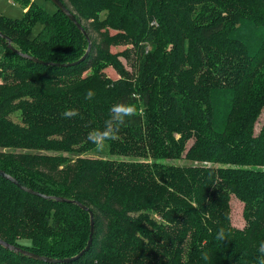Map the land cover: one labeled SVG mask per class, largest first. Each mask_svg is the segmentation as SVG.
<instances>
[{
    "label": "trees",
    "instance_id": "obj_1",
    "mask_svg": "<svg viewBox=\"0 0 264 264\" xmlns=\"http://www.w3.org/2000/svg\"><path fill=\"white\" fill-rule=\"evenodd\" d=\"M19 1L20 18L0 16L12 46L0 39V150L33 153L0 151V170L48 198L0 176V238L61 262L0 245V264H259L264 0H60L96 33L90 42L57 8ZM122 43L133 53L109 51ZM88 45L82 61L56 66L77 62ZM109 65L118 78L105 74ZM120 101L136 103L138 115L98 149L87 133ZM69 108L79 115L65 119ZM231 195L243 205L242 229L231 225ZM58 196L94 217L89 250L68 262L85 248L90 217ZM221 227L224 241L215 238Z\"/></svg>",
    "mask_w": 264,
    "mask_h": 264
},
{
    "label": "rangeland",
    "instance_id": "obj_2",
    "mask_svg": "<svg viewBox=\"0 0 264 264\" xmlns=\"http://www.w3.org/2000/svg\"><path fill=\"white\" fill-rule=\"evenodd\" d=\"M30 2H34L35 4L39 5L41 8H43L45 11H48L49 13H52L56 10V7L54 6V4L50 1V0H29ZM22 4L20 3L19 0H0V16L3 15L4 17L10 18V19H16V18H20L23 14L24 8H22ZM41 28L40 24H36L30 34V38H32V36H34V34H36V32H38V30ZM109 32L112 34L114 33L113 30H109ZM87 36H89V40L91 37V40L94 38H97L98 36H96L95 32H92L90 34H88ZM101 39V38H100ZM90 40V41H91ZM147 47V52L150 51L151 46L150 45H146ZM124 49H129L130 53H133V48L131 44H124L122 43V45L119 46H111L109 48V51H111L114 54L117 53H121ZM134 57L131 58V61L133 60ZM118 60L120 61L121 65L124 66V68L126 70H128L129 72L132 71L133 67L131 65L130 60L126 59L124 55H119L118 56ZM105 74L107 76H109L110 78L116 79L118 78V73L115 71V69L112 66H107V68L104 70ZM1 82V81H0ZM264 119V109L262 110L259 119L256 123L255 126V130L254 132L256 133L259 129L260 124L262 123V120ZM18 122V120H17ZM2 153L5 152H29V153H33V151H27V150H20V151H13V150H9V149H4V150H0ZM100 152H89L87 157H91L94 158L96 155H99ZM103 155V154H100ZM168 163H173V164H184L185 161L184 160H170L168 161ZM230 221H231V225H233L236 228H240L242 229V227L244 226V219L242 217V203L240 200H238L237 198H235L233 195L230 196Z\"/></svg>",
    "mask_w": 264,
    "mask_h": 264
},
{
    "label": "clouds",
    "instance_id": "obj_3",
    "mask_svg": "<svg viewBox=\"0 0 264 264\" xmlns=\"http://www.w3.org/2000/svg\"><path fill=\"white\" fill-rule=\"evenodd\" d=\"M95 91L88 89L85 93V100L92 101L95 98ZM139 109L134 102L120 101L113 104L109 109V118L104 121L102 128H96L87 133V140L94 144L98 149H102L103 145L109 140H116L119 138V132L123 125L128 122L130 118L138 115ZM79 115L76 109H66L62 116L65 119H71ZM226 237L223 227L217 230L216 239L224 241ZM259 253V264H264V240L260 241L257 246ZM202 258L207 260L209 258L206 252H203Z\"/></svg>",
    "mask_w": 264,
    "mask_h": 264
},
{
    "label": "water",
    "instance_id": "obj_4",
    "mask_svg": "<svg viewBox=\"0 0 264 264\" xmlns=\"http://www.w3.org/2000/svg\"><path fill=\"white\" fill-rule=\"evenodd\" d=\"M54 6L59 10V11H62V13L69 19L70 22H72L78 29H80L83 33L84 36H86L87 40H89V37L87 36V33L86 31L84 30L82 24L80 22H78L73 13L68 9V7H65V5L60 1V0H50ZM5 39L7 41V47L9 49H12V46H11V39L8 38L7 36H5L2 32H0V39ZM90 42V40H89ZM89 48L90 46L88 45L87 46V49H86V53L79 59L77 60V62H74V63H67V64H62V65H57L56 66H71V65H75L77 64L78 62L82 61L86 55L89 53ZM18 53V52H17ZM24 58L26 59H29L31 61H34V62H37L39 64H44V65H47V64H50V62H47V63H44L42 62L41 60H38L37 58L35 57H30L26 54H22L20 53ZM0 176L3 178V179H6L8 181H10L11 183H13L14 185H16L18 188L26 191L27 193L29 194H32V195H39L43 198H48L47 196L39 193L38 191H34L30 188H26L22 185H19L18 182L16 181V179H14L10 174H7V173H4L3 171L0 170ZM56 201H59V202H63V203H66V202H71L75 205H77L80 209L82 208L83 210H86L89 214V217H90V225H89V238L87 240V243L85 245V248L79 253L77 254L76 256L72 257V258H67V259H64L63 262H68L70 260H73V259H76L78 258L79 256H81L85 251L89 250L90 248V244L92 242V238H93V234H94V231H93V228H94V217L92 216V211L89 210V208L87 206H85L82 202H78L76 200H70V199H65L61 196H58L55 198ZM0 245L4 248V249H9L15 253H19V254H23L33 260H41V261H45V262H49V263H53V262H61V260H57V259H50V258H47L45 256H42V255H36L34 254L33 252H30L28 250H25L23 248H19V247H16L14 245H11L9 244L8 242L6 243L5 241H3L1 238H0Z\"/></svg>",
    "mask_w": 264,
    "mask_h": 264
},
{
    "label": "built area",
    "instance_id": "obj_5",
    "mask_svg": "<svg viewBox=\"0 0 264 264\" xmlns=\"http://www.w3.org/2000/svg\"><path fill=\"white\" fill-rule=\"evenodd\" d=\"M152 23L155 24V21H153Z\"/></svg>",
    "mask_w": 264,
    "mask_h": 264
}]
</instances>
